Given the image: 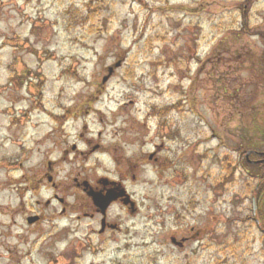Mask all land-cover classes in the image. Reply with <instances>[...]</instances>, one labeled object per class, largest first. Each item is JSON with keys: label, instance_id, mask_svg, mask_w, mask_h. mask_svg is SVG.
Masks as SVG:
<instances>
[{"label": "rangeland", "instance_id": "obj_1", "mask_svg": "<svg viewBox=\"0 0 264 264\" xmlns=\"http://www.w3.org/2000/svg\"><path fill=\"white\" fill-rule=\"evenodd\" d=\"M263 73L264 0H0V158L25 153L15 177L32 178L43 151L61 158L52 143L80 151L57 168L70 210L53 226L69 231L52 238L17 210L57 190L24 194L0 169V264H264L239 167L263 141ZM40 104L73 117L58 127ZM101 178L124 181L138 212L112 209L122 230L98 240L73 221L75 180Z\"/></svg>", "mask_w": 264, "mask_h": 264}, {"label": "flooded vegetation", "instance_id": "obj_2", "mask_svg": "<svg viewBox=\"0 0 264 264\" xmlns=\"http://www.w3.org/2000/svg\"><path fill=\"white\" fill-rule=\"evenodd\" d=\"M264 75V73H263ZM26 76V75H24ZM24 76H20L22 79ZM32 80V79H30ZM33 83H16L14 85V89L19 91V89H23L25 86L30 87ZM36 89L40 92L36 95L37 100L41 102L43 100L44 88ZM38 102V103H39ZM50 112V111H49ZM65 112V111H64ZM48 118L55 123L58 127L63 126L67 123L68 118L65 113L55 114L54 112H50V114H46ZM29 117L28 115L22 116V118ZM66 118V119H65ZM18 118L13 119L12 121ZM80 139L83 137L80 136ZM53 147L56 146V149H60L62 151L61 158L58 160H53L49 157V151H43L44 159L42 160L41 165L38 168H34L32 174V178L27 175H23L20 177H15L16 172H20L23 170V162L21 159L24 157L25 153H14L10 156H2L0 158V169L6 172H11L13 177L9 180L11 182L10 186L23 185L26 182L24 187V194L34 191L41 190L45 185H49L52 190H57L58 193L54 194L47 201L36 200L35 196L31 197L29 201H25V198L19 200L18 210L19 215L24 216V223L27 225L28 232H36L40 229L42 224L46 221L52 223L51 232L48 235L49 238H52L54 234H59L60 232L67 233L69 228L67 225L65 227L53 226L57 220H65L69 215V202L66 197L62 195V193H66L67 190L65 186L62 184H58L56 179L59 172L57 168L65 162V158L70 154H78L80 153L79 147L77 144H73L71 148H66L67 145H64L63 141L52 143ZM63 144L61 147L58 145ZM24 147V146H23ZM98 149V147H96ZM94 148V150H96ZM70 150V151H69ZM93 150V151H94ZM23 152V150L20 149ZM34 151H30L32 153ZM82 154V153H81ZM155 155L152 160H155ZM156 162L158 160H155ZM240 170L243 171V176L253 182L256 185L255 188V196L252 199V212L255 217H257L256 222L258 225H264L263 222L259 220V217L264 216V136L263 141L261 142L260 138L257 141V146L254 147L252 145L248 151L245 152L244 158L241 160ZM80 183L78 179L75 180V186L78 190H80L84 194V198L82 202H77L74 207L78 212H76L77 218L74 223H79L83 220H91L99 225V230L96 229L93 231V235L97 237V239H103L107 236L113 237L115 234L119 233L122 228L119 224L114 221V218L111 217L112 209L120 208L125 213L131 214L132 211V203L133 197L129 192V189L124 185V181L121 183L114 182L111 180H103L100 179L95 184L88 183V186ZM91 193L94 195H98L102 198L108 197V195L115 193L117 195L122 194L117 201L113 202L109 205V207L103 212V209L97 207L91 197L89 196ZM61 194V195H60ZM128 202V206L125 203ZM138 212V210H137ZM136 212V213H137ZM133 215V214H131ZM259 215V216H258ZM58 260L53 262L54 256L52 255L50 261L52 264H73L70 261V255L65 253L64 255L58 256ZM60 262V263H59Z\"/></svg>", "mask_w": 264, "mask_h": 264}, {"label": "water", "instance_id": "obj_3", "mask_svg": "<svg viewBox=\"0 0 264 264\" xmlns=\"http://www.w3.org/2000/svg\"><path fill=\"white\" fill-rule=\"evenodd\" d=\"M112 72H113V69L110 70V74H112ZM85 186H87V183H85ZM121 196L122 194L117 195L115 193L108 195V197L106 198H102L97 195H92L95 205L102 208L103 212H105V210L109 207L111 203L116 201ZM125 205H128V202H126ZM132 208H133V212H135L136 210L134 208V204L132 205Z\"/></svg>", "mask_w": 264, "mask_h": 264}]
</instances>
